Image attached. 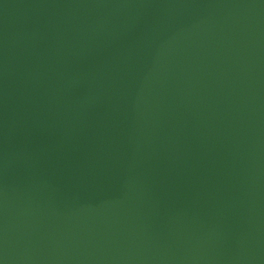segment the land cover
<instances>
[{"label": "water", "instance_id": "95a60500", "mask_svg": "<svg viewBox=\"0 0 264 264\" xmlns=\"http://www.w3.org/2000/svg\"><path fill=\"white\" fill-rule=\"evenodd\" d=\"M0 264H264V0H0Z\"/></svg>", "mask_w": 264, "mask_h": 264}]
</instances>
